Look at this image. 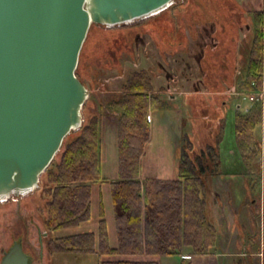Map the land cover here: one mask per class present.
I'll use <instances>...</instances> for the list:
<instances>
[{"label": "trees", "instance_id": "obj_1", "mask_svg": "<svg viewBox=\"0 0 264 264\" xmlns=\"http://www.w3.org/2000/svg\"><path fill=\"white\" fill-rule=\"evenodd\" d=\"M246 13L238 0H177L130 24L90 26L75 70L84 84L86 54L92 41L99 42L103 36H110L111 49L132 41L138 43L148 36L160 52L168 55L191 44L189 56L200 74L187 97L192 109L191 131L181 132L179 138L176 178H142L140 159L150 139L149 115L167 106L154 95L153 79L146 68L128 72L118 95L103 103L98 113L84 117L81 127L64 137L60 150L40 175L39 187L22 197H34L38 202L45 234L40 242L49 264H158L156 256L180 255L186 250L194 255L208 254L218 232L208 214L205 191L208 181L224 175L219 149L229 96L223 92L232 87L241 93L254 91L263 68L264 9L253 11L246 73L236 81V47L241 29L249 25ZM84 106L85 103L82 111ZM105 108L116 113L118 176L114 180L103 177L100 169ZM233 121L235 146L244 174L250 186H255L261 151L257 128L262 122L261 102H254L243 111L240 101H236ZM103 182L110 184L117 245L110 246L101 202L96 232L54 236L58 230L90 219L91 184ZM247 203L251 204L252 199ZM115 255L150 258L118 259L113 258Z\"/></svg>", "mask_w": 264, "mask_h": 264}, {"label": "rangeland", "instance_id": "obj_2", "mask_svg": "<svg viewBox=\"0 0 264 264\" xmlns=\"http://www.w3.org/2000/svg\"><path fill=\"white\" fill-rule=\"evenodd\" d=\"M238 1L246 9L249 25L245 29H241L239 33L236 47V81L243 73H246L249 46L253 38V11L264 9V0ZM109 37V35L103 36L99 42L92 41L90 50L86 54L83 74L88 89V97L82 111L83 118L98 113L99 107L103 103L118 95L120 85L128 72L146 68L153 79L154 95L166 102V108L169 109V112L164 114V112L161 113L156 110L149 115L151 120L150 139L145 146L146 153L140 159V175L142 177L168 178L167 170L171 164L168 153H172V148L174 149L177 145L181 132L191 131L190 117L192 109L187 97L193 92L194 83L200 77L195 60L189 56L192 49L191 44L189 43L187 48L179 53L168 55L160 52L148 36L143 37V40L138 43L132 41L130 44L116 49L108 47ZM223 94L229 96V104H227L223 115L225 131L219 149L220 167L224 175L222 176L223 179L216 177L208 181L205 197L210 210V202L213 201V190L219 188L218 186H221L223 181L227 182L237 204L238 202L242 203V210L238 217V228H234V230H227L226 227L225 230L218 229L215 244L208 254L194 255L186 250L183 254L175 255L174 257L179 264H217L218 261L219 264H228L229 262V264H243V260H248L249 264H253V257L248 252H245L246 256L243 254L241 240L248 244L245 247L246 251L249 247L257 248L261 245L262 252H259L257 260L258 263L261 264L262 261V264H264V144L257 158V183L255 186H250V182H247L248 185L245 187L247 175L244 174L245 168L235 146L233 115L236 101L241 102L243 111L251 106V102L247 98L244 99L241 91L235 88L234 90L232 88L227 89ZM261 107L262 122L257 128L258 132L264 135V100ZM102 115V131L100 134L101 174L106 178H112L113 176L116 178L117 175L115 174L118 169L115 139L116 113L105 108ZM165 120L169 132L160 130L163 128L162 124H165ZM107 183H100L103 185L104 190H106L104 185H107ZM95 195H97L96 191H94ZM9 199L7 202H0V261L3 252L15 240H20L23 249L33 259L34 264H49L44 244L42 248L40 242L45 234L41 214L38 210V202L34 197ZM251 199H254L252 207L247 203ZM86 227L89 228V226ZM85 230V226L79 224L75 227L58 230L54 233V236L73 234ZM229 255H232V257L229 258ZM228 259H231V261H228ZM168 261H170V258L165 256L160 264H168Z\"/></svg>", "mask_w": 264, "mask_h": 264}, {"label": "water", "instance_id": "obj_3", "mask_svg": "<svg viewBox=\"0 0 264 264\" xmlns=\"http://www.w3.org/2000/svg\"><path fill=\"white\" fill-rule=\"evenodd\" d=\"M175 1L0 0V202L38 188L81 127L88 89L75 70L90 26L130 24ZM0 264H31L20 240Z\"/></svg>", "mask_w": 264, "mask_h": 264}, {"label": "crops", "instance_id": "obj_4", "mask_svg": "<svg viewBox=\"0 0 264 264\" xmlns=\"http://www.w3.org/2000/svg\"><path fill=\"white\" fill-rule=\"evenodd\" d=\"M176 98H178V97L176 96ZM159 112H161V113L164 112V114H165V112H169V109L168 108H165L163 110L161 109V110H159ZM165 116L167 117V115H165ZM162 127L163 128L160 130L169 132V128L167 127L166 120H165V124H162ZM179 130H180V128H179ZM260 137H261V134H260ZM179 138H178L177 145L175 146V148L174 149L172 148V153H168V157H169V160L171 163L168 167V170H167L168 171V175H167L168 178H161V179H174L177 176L178 159H177L176 153H177V149L179 146L178 145L179 144ZM145 153H146V149H145L144 154ZM220 169H221V167H220ZM140 174H141V171H140ZM115 175L118 176V169H117V173ZM117 176H116V178H117ZM114 177L115 176H113L112 178H108V179L114 180V179H116ZM142 178H146V177H142ZM154 178H160V177H154ZM217 178H220V177H217ZM245 180H246L245 187H247V185H248L247 179H245ZM105 183H107V182H105ZM104 186H105L106 190L103 189V185H101L100 183L91 184L90 219L86 222L81 223L86 228L85 231H81V232H96L97 231L98 220L100 219L99 204L101 202L102 207H103V218L105 219L106 226H107L109 243H110L111 247H115L117 245V237H116V226H115V220H114V212H113V206H112L110 184L107 183V185H104ZM206 187H207V185H206ZM218 187L219 188H216L215 190H213L214 191L213 198H212L213 201H212V203L210 202V210H209V203H207L209 217H210L211 221L213 222V224L215 223L214 225L217 229V232H218V229H221V228L225 230V227L227 230H230V229L234 230V228H238V223H239L238 217H239V214L241 213L240 211L242 210V208H241L242 203L238 202V204H237V202L235 201V197L233 196V193L230 192V185H228L227 182L223 181L221 186H218ZM94 191L97 192V195H95V196H94ZM253 201H254V199H252V202ZM253 204L254 203H251V204H249V206L252 207ZM94 211H95V213H94ZM252 215H253V213H252ZM86 226H89V228H87ZM243 241L242 240L240 241V243H242V245H243V250H242V251H244L243 254L246 256L245 252H248L249 255H251L253 257L252 263L253 264H260V263H258L257 256H258V254H260L259 252H262L261 245H259V247H257V248H250L249 247L248 251H246L245 247H247L248 244L246 242L244 243ZM165 256H167V258H170V261H168V264H179L177 259H175V257H174L175 255L156 256L155 258L157 259L158 264H160L161 260L163 258H165ZM230 257H232V255H229V258ZM113 258H118V259H144V258H150V257H147L145 255L144 256L143 255H115V256H113ZM228 261H231V259H228ZM243 261H244L243 264H249L248 260H243ZM235 262H237V261H235ZM217 264H219V261ZM261 264H262V261H261Z\"/></svg>", "mask_w": 264, "mask_h": 264}, {"label": "built area", "instance_id": "obj_5", "mask_svg": "<svg viewBox=\"0 0 264 264\" xmlns=\"http://www.w3.org/2000/svg\"><path fill=\"white\" fill-rule=\"evenodd\" d=\"M233 89V88H232ZM234 90V89H233ZM238 95V93H236ZM242 96L245 98H247L251 104L257 101H260L261 103L264 100V58H263V68H262V72H261V79H260V83L259 86L257 87V89H255L254 91H251L249 93H245L246 96H244V93H241ZM248 107L245 108L244 111H247ZM264 144V135L263 133L261 134V140H260V146L262 147Z\"/></svg>", "mask_w": 264, "mask_h": 264}, {"label": "flooded vegetation", "instance_id": "obj_6", "mask_svg": "<svg viewBox=\"0 0 264 264\" xmlns=\"http://www.w3.org/2000/svg\"><path fill=\"white\" fill-rule=\"evenodd\" d=\"M260 148H261V146H260Z\"/></svg>", "mask_w": 264, "mask_h": 264}]
</instances>
